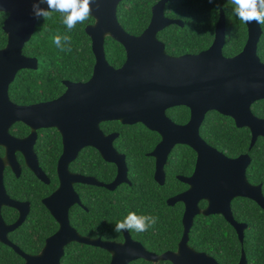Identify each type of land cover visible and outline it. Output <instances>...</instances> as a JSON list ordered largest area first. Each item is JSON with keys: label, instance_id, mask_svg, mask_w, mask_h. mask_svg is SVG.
<instances>
[{"label": "water", "instance_id": "obj_1", "mask_svg": "<svg viewBox=\"0 0 264 264\" xmlns=\"http://www.w3.org/2000/svg\"><path fill=\"white\" fill-rule=\"evenodd\" d=\"M123 1L96 0L92 4L90 16L95 22L86 27L96 59L92 77L84 83L66 81V92L57 100L19 106L10 99V86L21 70L39 69V60L24 55L23 50L41 18L32 14L33 0H0V12L8 13L4 23L8 42L0 50V146L22 151L32 170L46 180L32 144L37 139V131L55 128L60 131L64 143L59 168L61 186L45 200L59 220L60 230L47 240L40 255L26 256V264H61L65 249L72 242L106 250L112 255L111 264H130L138 259L150 262L168 260L173 264H219L214 258L189 248L188 234L195 217L201 214L224 216L243 242L246 226L233 219L232 201L247 198L264 210L263 186H255L247 178L252 161L250 156L231 159L210 146L200 134L206 115L216 111L232 118L238 128L250 129L251 148L259 137L264 138V119L252 112L253 104L264 100V62L258 55L262 26L256 22L246 24L248 39L244 49L237 56L228 58L223 53L227 20L221 10L215 40L209 49L199 54L173 57L168 55L165 44L158 38V34L171 25L185 26L181 20L166 17L165 7L170 0H160L153 7L151 22L140 36L129 34L119 22L117 13ZM41 7L47 8V5ZM107 38L125 48L126 61L120 68L107 61ZM180 106L191 112L190 121L185 125H179L167 116V110ZM112 121L123 125L142 124L161 136L162 141L150 154L157 160L155 177L161 184L166 179L165 165L176 146L185 145L197 153L194 174L180 178L190 189L168 200L171 206L179 202L185 205L183 222L186 233L178 253L158 256L129 240L125 244H116L87 239L70 224L69 209L79 202L78 197H68L74 193L73 183H93L69 171V165L84 147L96 148L106 161L119 167V178L113 184L97 185L115 190L127 181L126 157L114 148L119 134L106 135L101 129L102 123ZM17 122L33 129L28 139L17 140L10 135L11 126ZM4 162L0 159V187H3ZM201 201L208 203L204 211L199 207ZM3 225L0 222V230L7 232L19 226ZM0 240L6 241L5 237ZM239 264H247L244 251Z\"/></svg>", "mask_w": 264, "mask_h": 264}, {"label": "trees", "instance_id": "obj_2", "mask_svg": "<svg viewBox=\"0 0 264 264\" xmlns=\"http://www.w3.org/2000/svg\"><path fill=\"white\" fill-rule=\"evenodd\" d=\"M160 0H125L118 8V19L122 27L131 35H141L149 26L152 18V9ZM230 0H170L165 7V15L170 19H180L184 27L171 25L158 34L159 40L166 45L169 55L181 56L184 54H198L207 50L214 42L215 29L224 10L227 20L226 44L223 53L226 57H234L241 53L248 39L246 23L240 21L233 13ZM8 14L0 12V50L5 48L8 36L4 31V22ZM94 19L89 16L83 23H77L69 31L63 23L62 15L52 13L47 19L41 18L36 26L35 33L23 50L24 55L37 58L39 69L21 70L10 86V97L18 105L33 104L60 97L66 90L64 81L86 82L93 75L95 56L92 50V40L86 33V27L93 24ZM263 34L259 42L258 55L264 62V25H261ZM57 34L71 37V51H61L53 43ZM107 61L115 68H120L126 61L125 48L112 38L105 41ZM253 113L264 118V100L252 106ZM167 115L177 124H185L190 118L187 107H174L167 111ZM106 133L117 132L116 148L129 159L132 170V187L114 195L104 189L97 192L92 205L96 233L99 222H105L108 230L104 238L116 236L114 225L123 220L128 212L137 215H153L158 217L157 223L146 232H136L137 235L148 240L149 249L160 251L168 246L172 240L179 242L182 231L171 235L169 229L182 222L184 207L178 204L175 207L167 205V199L180 193L183 184L176 180V174L190 175L195 168L197 154L188 146L179 145L171 153L167 171V183L159 186L154 178V159L147 156L161 141V136L149 130L142 124L123 125L120 122H111L102 125ZM200 134L208 144L229 157H237L248 153L252 163L248 170V179L253 184H263L264 192V138H259L256 145L250 150L252 134L247 128H237L234 120L223 116L216 111L206 115ZM44 147L51 148V153L43 164L55 174V165L60 154V140L55 138L51 142H44ZM45 154V151L43 152ZM80 164L85 163L84 155L80 156ZM98 158L93 163H98ZM105 175L110 179L114 176L115 166L105 163ZM96 174H99L96 172ZM31 188V182L29 184ZM206 206V202L202 203ZM233 210L240 222H247L249 230L246 232L244 249L249 264H264V211L253 201L236 199ZM196 222H202L197 230L192 232L191 239L198 250L207 251L216 256L220 263L235 264L241 258L242 244L233 228L226 223L222 216L197 217ZM74 226L83 234L85 213L79 210L74 218ZM52 228L50 222L41 226L44 236L49 235ZM53 229L56 225L53 224ZM91 234L96 237L98 234ZM155 233V234H154ZM157 243L160 246H155ZM110 255L105 250L80 244H70L65 249L61 264H109ZM22 261L11 251L0 252V264H20ZM130 264H153L143 260ZM158 264H169L160 262Z\"/></svg>", "mask_w": 264, "mask_h": 264}, {"label": "flooded vegetation", "instance_id": "obj_3", "mask_svg": "<svg viewBox=\"0 0 264 264\" xmlns=\"http://www.w3.org/2000/svg\"><path fill=\"white\" fill-rule=\"evenodd\" d=\"M1 13H5V12H1ZM6 14H8V13H6ZM176 20H180V19H176ZM214 40H215V38H214ZM166 52H167V50H166ZM184 55H186V54H184ZM170 56H172V55H170ZM173 57H178V56H173ZM228 58H231V57H228ZM65 82L66 81H64V83ZM69 82H72V81H69ZM65 92H66V90H65ZM65 92L60 97H62L65 94ZM9 96H10V92H9ZM60 97L53 99V100H48V101H43V102H38V103H33V104L19 105V106H32V105L41 104V103H48V102L57 100ZM10 99H11V97H10ZM11 101H12V99H11ZM13 103L16 104L15 102H13ZM16 105H18V104H16ZM190 117H191V112H190ZM189 121H190V118H189L188 122ZM112 122H115V121H112ZM188 122H186L185 124H187ZM106 123H111V122H105V123L101 124V129L106 135L119 134L117 132L106 133L102 127V125L106 124ZM185 124H182V125H185ZM179 125H181V124H179ZM236 127H237V125H236ZM244 128H247V127H244ZM248 130H250V129H248ZM32 133H33V129L31 127H28L27 125H25L23 123H18V122L14 123L10 128V135L12 137L16 138L17 140H26L32 135ZM119 137H120V134H119ZM54 138L57 141L60 140L61 144L59 147L60 154L58 156V159H57L56 165H55V169H56L55 174L52 175L51 171L49 169H46V167L43 164L46 162V157L50 155L51 148L53 145L50 146V148H48V147H44L43 143L44 142H51ZM259 138H263V137H259ZM117 139L114 141V148L117 150V152L119 154L124 155L126 157V167H127L126 178H127V181L118 185L115 188V190H109L106 187H102V186L97 185L98 183L99 184L100 183L105 184V185L113 184L119 178L120 171H119V167L116 164L106 161L104 159V157L102 156V154L96 148H94L92 146L84 147L79 152L77 158L74 161H72L71 164L69 165V171L72 174L87 178L89 181L93 182L91 184H89V183L88 184L73 183L74 193L69 194L68 197H70V198L78 197L79 202L72 205L69 209V222H70L71 226L82 237L87 238V239H92V240L100 239L101 241L116 243V244H125L127 242V240H129L131 242H135V243L142 245L148 252H150L152 254H156L158 256H164L165 254H168V253H173V254L178 253L180 243L182 242V240L185 236V233H186L185 222H183V217L185 214V205L183 203L179 202V203H176L175 205L171 206L168 204V200L173 198V197H176L180 194H183L190 189V187L187 184L183 183L180 180V178L181 177H191L194 174L196 164H197L198 155L196 158L194 171L190 175L184 176L181 174H176V180L179 183L183 184L185 187L182 186V191L180 193H178V194L167 199V205L169 207H175L178 204H182L184 207L182 222H180V224L176 223V225H177L176 227H174L173 229H169L167 231V233L171 236L175 232L182 231L181 238H180L179 242L176 244V246L172 240H169L167 242L168 246L163 247L162 250H160V251L149 249L150 247L146 244V242L148 240H145L144 238H142L141 234L137 235L136 232H134V231H121L119 233L115 232L116 236L111 235V238H104L103 237L104 234L108 230H111V229L106 228L105 222H99V227H98L96 233H93L94 229H95V225H94V222H92V217L94 216V213L92 211V205H95L93 203V201L96 200L95 196H96L97 192L104 189V190H106V191H108L114 195H118V194L122 193V191H125L126 187H132L133 186V182H132V170H133V168L130 167V163L128 162L129 159L127 158V156L124 153L120 152L116 148L115 143H116ZM160 142L157 144V146L160 144ZM32 144H34L33 148H34V152L36 154V158L38 160V165H39L43 175L46 177V180H43L42 178H40V176L34 170H32V168L29 166L27 156L22 151H16L15 147L8 150V148L5 145L0 146V159L5 160V162L3 163L4 169H3V174H2L3 187H0V216L2 218V220H0V222H3L4 225L8 226V227H13L15 225H19L18 228H16L14 231H8L7 232V231H4V229L0 230V238L4 239V237H5V239H6V241L0 240V252L5 251V250H7L8 252L11 251L13 254L16 255V257L21 259L22 262L20 264H26V261H27L26 256L36 257V256L40 255L46 246L47 240L50 237L54 236L60 230V225L58 223L59 220L54 216L51 208L45 203V200L50 199L58 191V189L61 186V182H60V178H59L60 177L59 176V168H60V160H61L63 152H64L63 137H62L60 131L55 129V128L40 129L37 131V139H36L35 143L33 141ZM27 146H26V148H27ZM250 146H251V144H250ZM156 147L152 150V152L156 149ZM212 147L215 148L214 146H212ZM175 148H174V150H175ZM27 149L29 150V148H27ZM215 149H217V148H215ZM249 149L251 150L252 148L250 147ZM44 151H45V154L43 153ZM152 152L147 153L146 155L154 159L155 170H154L153 178L159 186L164 187L167 183V176L168 175H167V171H166V166L168 164L169 159L167 161V164L165 165L166 179H165V182L163 184H161L156 180V177H155L156 171H157V160H156V158L150 156V154ZM81 155H84V157H85V163L84 164H80L79 158ZM242 155H249V154L245 153V154H241L237 157H229L227 155L226 156L231 158V159H237ZM97 158H98L99 162L93 163V160H95ZM169 158H170V156H169ZM250 158H251V156H250ZM251 160H252V158H251ZM105 163L106 164H113L116 168L114 171L115 172L114 176L110 179L106 178L109 174L105 175V171H106ZM251 163H252V161H251ZM249 168H250V166L247 169V178H248ZM96 172H98L99 174H96ZM30 182H31V188H29ZM251 184H253V183H251ZM253 185L258 186L260 184H253ZM261 185L263 186V184H261ZM263 194H264V192H263ZM92 198L94 200L91 201ZM240 198L241 197L235 198L232 201V213H233V219L238 224H240L242 226H246L244 229V241L243 242H241L239 235H238V232L235 229V227L232 224H230L227 221V219H225L224 216H222V215H211V216H222L225 219L226 223L229 224L233 228V230L236 233L239 241L242 244V249H241L242 252L241 253L243 254V251L246 253V251L244 249V244H245V239H246V232H248V230H249V224L247 222L238 221V219L236 218V216L234 214V210H233V202L236 199H240ZM242 199H247V198H242ZM248 200H250V199H248ZM204 202L205 201H201L199 203V207H200L201 211H204L208 207L207 202H206L205 207L202 206V203H204ZM51 206L53 207L52 202H51ZM64 209H65V207H63V210ZM79 210H82L85 213V224H84L83 234L78 230V228H76L74 226V223H73L74 218L79 213ZM201 216L210 217V216H204L203 214L195 217L193 225L190 228L189 234H188V236H189L188 246L190 249L194 250L195 252L204 253V254L214 258L219 264H224V263H220L218 261V259L216 258V256L212 255L211 253H208L207 251L198 250V248L196 246H194V242H192V239H191L192 232L195 229L197 230V227H199L202 223V222H196L197 217H201ZM44 222H50L52 224V228L50 229L48 236H44L42 229H41V226ZM53 224L56 225V229H53ZM92 233L98 234V236L93 237V236H91ZM70 244L82 245L81 243H78V242H72ZM83 245L93 247V248H99V247H96L93 245H88V244H83ZM160 245L157 243V245H155V246H160ZM100 249H102V248H100ZM102 250H104V249H102ZM242 254H241V258L239 259V261L235 264H239L241 262ZM109 255L111 258L109 264H111L112 255L110 253H109ZM138 260H143V261H146L148 263H153V264H158L160 262H167L169 264H173L172 262H170L168 260L159 261V262H150V261H147L145 259H138ZM138 260H135V261H138ZM246 260H247V264H249V259H248L247 253H246Z\"/></svg>", "mask_w": 264, "mask_h": 264}, {"label": "clouds", "instance_id": "obj_4", "mask_svg": "<svg viewBox=\"0 0 264 264\" xmlns=\"http://www.w3.org/2000/svg\"><path fill=\"white\" fill-rule=\"evenodd\" d=\"M95 2L96 0H33L32 14L37 19H47L52 13L58 12L62 15L67 29L71 31L77 23H83L88 19L92 12V4ZM230 2L233 5L234 15L240 21L246 24L256 22L264 25V0H230ZM43 4H46L47 8L41 7ZM70 41L71 37L68 35L57 34L53 37V43L61 51H71ZM157 221L156 216L137 215L130 211L123 220L114 225L113 231L117 233L132 230L146 232Z\"/></svg>", "mask_w": 264, "mask_h": 264}]
</instances>
